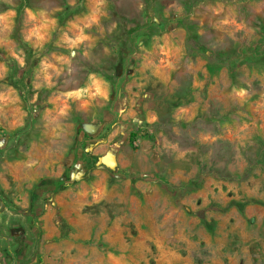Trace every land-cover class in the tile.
I'll list each match as a JSON object with an SVG mask.
<instances>
[{"label": "rangeland", "instance_id": "374dc122", "mask_svg": "<svg viewBox=\"0 0 264 264\" xmlns=\"http://www.w3.org/2000/svg\"><path fill=\"white\" fill-rule=\"evenodd\" d=\"M18 2L0 264H264V0Z\"/></svg>", "mask_w": 264, "mask_h": 264}, {"label": "trees", "instance_id": "16d2710c", "mask_svg": "<svg viewBox=\"0 0 264 264\" xmlns=\"http://www.w3.org/2000/svg\"><path fill=\"white\" fill-rule=\"evenodd\" d=\"M0 4L3 5L2 3H0ZM76 5H77V3H76ZM76 5H74L72 8L69 7V6H64V9L65 10H73V9H76L75 8ZM23 6H24V0H20V2H18V3L15 4L14 10L16 11L17 16H19V14L21 13V11L23 9ZM63 10H62V12H60V15H63V12H64ZM14 37H15L16 41L18 42L19 47L24 51V54H25L24 63L26 64V66L29 65V63L31 61L36 60L37 58L34 57V54L36 53V51L31 47V45L29 44V42L21 39L17 35H14ZM0 60H2V59H0ZM3 61H5L6 65L8 67H11V61H12L11 59H8V60L7 59H4ZM31 63H30V67H31ZM9 82H11L12 84L13 83H18V82L20 83L21 82L23 85H25L22 80H19L18 78H15L12 75L9 78ZM14 87H15V85H14ZM16 89H17V91L21 92V90H19L18 88H16ZM22 99L24 101L23 102L24 107H27V102H26L25 98L22 97Z\"/></svg>", "mask_w": 264, "mask_h": 264}]
</instances>
